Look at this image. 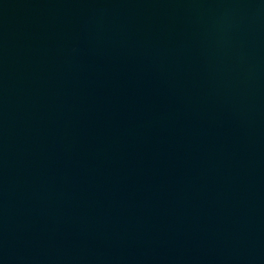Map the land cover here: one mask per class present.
Wrapping results in <instances>:
<instances>
[{
    "label": "water",
    "instance_id": "obj_1",
    "mask_svg": "<svg viewBox=\"0 0 264 264\" xmlns=\"http://www.w3.org/2000/svg\"><path fill=\"white\" fill-rule=\"evenodd\" d=\"M0 264H264V0H0Z\"/></svg>",
    "mask_w": 264,
    "mask_h": 264
}]
</instances>
